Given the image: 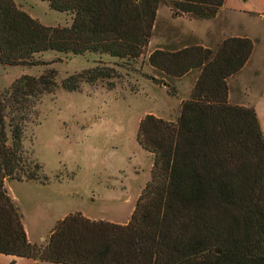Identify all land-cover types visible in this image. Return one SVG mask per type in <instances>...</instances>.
Listing matches in <instances>:
<instances>
[{"label": "trees", "instance_id": "obj_1", "mask_svg": "<svg viewBox=\"0 0 264 264\" xmlns=\"http://www.w3.org/2000/svg\"><path fill=\"white\" fill-rule=\"evenodd\" d=\"M71 16L47 26L0 0V65H50L36 55H106L124 68L141 57L160 5L173 17H216L225 0H40ZM254 41L226 38L214 48L186 45L154 50L145 77L178 95L172 82L197 77L176 120L152 114L138 124L136 141L152 157L150 179L126 224L90 220L80 212L58 221L45 245L31 244L6 178L47 185L50 179L23 160V134L37 105L60 88L77 92L119 77L104 64L68 75L54 69L22 75L0 91V254L51 264H264V132L253 107L231 105L228 79L250 59ZM60 181V180H58ZM218 251V252H217Z\"/></svg>", "mask_w": 264, "mask_h": 264}, {"label": "rangeland", "instance_id": "obj_2", "mask_svg": "<svg viewBox=\"0 0 264 264\" xmlns=\"http://www.w3.org/2000/svg\"><path fill=\"white\" fill-rule=\"evenodd\" d=\"M20 1L19 5L29 8ZM31 12L44 25H52L64 17L48 10L45 3L37 4ZM157 13L152 32L156 45L161 42L164 49H174L198 44L194 31L203 30L200 22L187 16L173 17L164 5L159 6ZM70 21L66 19L67 24ZM245 22L244 30L247 27L255 35L253 68L231 83L232 96L228 101L237 106L254 105L264 132V20L261 24ZM221 26V20H217V44L221 42ZM151 38L145 53L124 68L113 66L115 60L106 55L74 56L51 51L35 56L42 62H52L50 65L30 68L0 65V91L24 74L38 77L48 69L56 71L58 83L70 74L101 64L115 67L119 75L110 81L112 88H108L109 82L85 84L77 92L58 88L37 105L32 121L24 130L23 160L31 171L36 172L35 163L40 165L42 171L37 173L39 176L45 173L51 183L40 186L15 180L10 189L25 214L32 238H46L54 222L67 212L79 211L105 221L128 222L133 211L130 197L135 198L139 187L150 179L151 158L136 141L139 121L152 114L174 122L179 112L178 99L184 96L187 87L185 83L178 88L176 81L172 82L178 93L172 97L165 86L144 76L161 78L148 64V56L153 52ZM215 43L214 40L210 45L214 48ZM58 180L64 182H55ZM10 182L5 179V188ZM124 185L126 192L119 190Z\"/></svg>", "mask_w": 264, "mask_h": 264}, {"label": "crops", "instance_id": "obj_3", "mask_svg": "<svg viewBox=\"0 0 264 264\" xmlns=\"http://www.w3.org/2000/svg\"><path fill=\"white\" fill-rule=\"evenodd\" d=\"M14 2L19 5L18 0H14ZM20 2H24L29 8L25 9L23 5H19V6L17 5V6L21 10L27 12L32 18H34L36 20H38V18H36L32 14L31 11L34 9V7L37 4L45 3L47 6V9L50 10L48 7V3L42 2L40 0H22ZM58 13H60V12H58ZM61 14H64V17L62 20H58L57 22H54L52 25H50V24L49 25L46 24V25L47 26H57V25L67 24L66 19L69 18V21H70V19H71L70 15H68L66 13H61ZM157 16H159L158 13H157ZM193 20H195V19H193ZM217 20H221V22H222L221 32H220L221 41L226 39V38H232V37L248 38V39L254 40V38H255L254 33L250 32L247 27L244 30L243 24L245 21L247 22V23L245 22V24H247V25L250 21L251 22L254 21V22H257L260 24L262 23V21L264 20V0H225L224 4L222 5L220 10L218 11L215 18L210 19V20H195L197 22H200L203 26V30L199 31V33H196L194 31V35L196 36V39L198 41V45L202 46L203 48L212 49L213 46L210 45L212 43V41L215 40V42H216L215 44H217V42L219 41L218 30L216 28V21ZM248 20H249V22H248ZM156 22H157V20L155 21V23ZM153 30H155V24H154ZM154 40H155V38L152 35L151 42L153 44V51L154 50H163L164 48H163L161 42L157 43V45H156V43H154ZM184 46H186V44L181 46V47H184ZM254 46H255V43H254ZM254 55H255V50H253L250 59L244 65V67L241 69V71L238 74H236V75H234L228 79V87H229V89H228V100L229 101L231 100V96H232L231 89H230L231 83L235 82V80L239 81V78H241V76H243V74H245L247 72H251V68H253ZM193 75H194V77L191 79V77ZM196 77H197V72H190V73L186 74L185 76H183L182 78L176 80V84L178 85V88L183 86V84H185V83L187 86L185 91H184V94H183L184 96H182L180 99H178L177 107L180 105L182 100L188 98L190 91H191V88L193 86V83L196 80ZM260 94H262V92ZM260 96H263V95H260ZM252 106H253V108L255 107L254 105H252ZM260 125H261V123H260ZM261 128H262V125H261ZM148 155L151 158V167H152V157L149 153H148ZM151 167H150V170H151ZM149 173H150V171H149ZM14 182H16V181L13 180L9 184H6V188H7V191H8L10 196H11L10 189H12V184ZM55 182L62 183L64 181L60 180V181H55ZM124 182H125V179H124ZM22 183L47 186L51 182L47 185H41L38 183L26 182V181H23ZM145 183L141 187H139V190H138L137 194L135 195V198L130 197L129 203H131V207H130L131 211L134 209L135 202H136L138 196L140 195L141 190L144 187ZM119 190L126 192L127 191L126 185H124L123 189H119ZM11 198L14 200L15 204L17 205L15 197L11 196ZM76 212H79V211H75L74 213H76ZM71 214H73V213H71ZM22 215H23L22 223H23L24 230L26 232V236H27L28 241L31 244L45 245L47 243V239H48L50 232L46 238H43L42 236H40L38 238H32L30 236V233H29L27 226H26L25 214L22 213ZM67 215H69L68 212L66 214H64V216L60 220H62ZM82 215L85 218L90 219V220L105 221L104 219L92 218L90 216H86L85 214H82ZM60 220H56L53 224V227ZM108 222L116 223V224H125V223L113 222L110 220ZM53 227L50 229V231L53 229ZM1 263L2 264H5V263L6 264H51V263H44V262H35L32 259H28V258H19V257H15V256H6V255L0 254V264Z\"/></svg>", "mask_w": 264, "mask_h": 264}, {"label": "water", "instance_id": "obj_4", "mask_svg": "<svg viewBox=\"0 0 264 264\" xmlns=\"http://www.w3.org/2000/svg\"><path fill=\"white\" fill-rule=\"evenodd\" d=\"M12 179L11 178H6L7 182H10ZM218 252V251H217Z\"/></svg>", "mask_w": 264, "mask_h": 264}]
</instances>
